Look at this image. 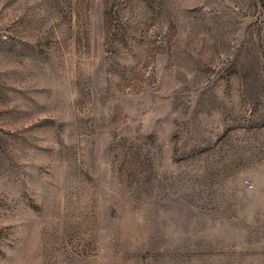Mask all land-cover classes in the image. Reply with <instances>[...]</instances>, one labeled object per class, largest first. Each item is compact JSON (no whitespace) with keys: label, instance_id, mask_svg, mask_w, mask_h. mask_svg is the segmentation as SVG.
<instances>
[{"label":"rangeland","instance_id":"obj_1","mask_svg":"<svg viewBox=\"0 0 264 264\" xmlns=\"http://www.w3.org/2000/svg\"><path fill=\"white\" fill-rule=\"evenodd\" d=\"M0 264H264V0H0Z\"/></svg>","mask_w":264,"mask_h":264}]
</instances>
